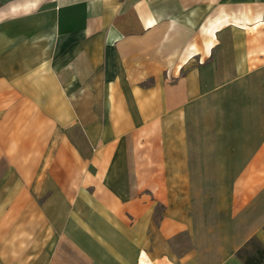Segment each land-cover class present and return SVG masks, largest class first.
Listing matches in <instances>:
<instances>
[{
	"label": "crops",
	"instance_id": "1",
	"mask_svg": "<svg viewBox=\"0 0 264 264\" xmlns=\"http://www.w3.org/2000/svg\"><path fill=\"white\" fill-rule=\"evenodd\" d=\"M252 243L264 0H0V264H246Z\"/></svg>",
	"mask_w": 264,
	"mask_h": 264
},
{
	"label": "trees",
	"instance_id": "2",
	"mask_svg": "<svg viewBox=\"0 0 264 264\" xmlns=\"http://www.w3.org/2000/svg\"><path fill=\"white\" fill-rule=\"evenodd\" d=\"M252 244L255 245V254L253 256L252 255L245 256L243 258L244 262L246 264H264V248L261 247L260 245H257V243H252Z\"/></svg>",
	"mask_w": 264,
	"mask_h": 264
},
{
	"label": "rangeland",
	"instance_id": "3",
	"mask_svg": "<svg viewBox=\"0 0 264 264\" xmlns=\"http://www.w3.org/2000/svg\"><path fill=\"white\" fill-rule=\"evenodd\" d=\"M250 249H252V245L250 246Z\"/></svg>",
	"mask_w": 264,
	"mask_h": 264
}]
</instances>
